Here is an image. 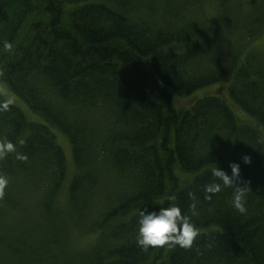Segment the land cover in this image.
Masks as SVG:
<instances>
[{
	"label": "trees",
	"instance_id": "trees-1",
	"mask_svg": "<svg viewBox=\"0 0 264 264\" xmlns=\"http://www.w3.org/2000/svg\"><path fill=\"white\" fill-rule=\"evenodd\" d=\"M216 1L210 18L204 0H0V83L44 120L0 111V141L28 157L0 160V264H264V50L239 41L259 35L264 0L239 16ZM215 83L224 90L173 106L170 89ZM50 127L71 146L66 185ZM231 162L250 189L243 214L234 187L205 199L212 169L231 175ZM169 204L199 230L193 247L141 251L139 210ZM73 231L92 241L75 249Z\"/></svg>",
	"mask_w": 264,
	"mask_h": 264
},
{
	"label": "clouds",
	"instance_id": "clouds-1",
	"mask_svg": "<svg viewBox=\"0 0 264 264\" xmlns=\"http://www.w3.org/2000/svg\"><path fill=\"white\" fill-rule=\"evenodd\" d=\"M5 49L11 50L12 45L4 43ZM2 75V73H0ZM14 103L12 98L0 101V111H8ZM16 153V158L26 161V154L16 151V146L6 138L0 141V160H3L10 153ZM245 164L251 163L250 157L244 155L241 157ZM231 175L224 170L215 167L212 169V175L217 181L204 186L207 194L205 199L211 200L213 195L222 191L223 188L234 187L232 206L240 213H245L246 196L250 189L245 182L241 186L240 165L236 162L229 164ZM9 184L7 175L0 174V198L5 194V189ZM174 195L169 196V201H174ZM196 203H192V215H196ZM199 230L192 223L191 216L184 213L178 204H169L165 207L149 210L147 207L139 210L136 228V244L141 251L147 252L149 248L167 246L168 248L180 247L185 250L193 247L194 241L199 236Z\"/></svg>",
	"mask_w": 264,
	"mask_h": 264
},
{
	"label": "rangeland",
	"instance_id": "rangeland-1",
	"mask_svg": "<svg viewBox=\"0 0 264 264\" xmlns=\"http://www.w3.org/2000/svg\"><path fill=\"white\" fill-rule=\"evenodd\" d=\"M235 5L236 8H234L232 10V13L236 14L239 16L240 13H244L245 10L253 8L254 6L257 5V3H259L260 1L263 0H231ZM183 2V0H182ZM263 5H264V1H263ZM202 8H203V12H200V15L202 14V16H206V17H210V18H214V16L216 14H218L220 12V7L217 3L216 0H204L203 4H202ZM248 10V11H250ZM231 11V9H230ZM247 11V12H248ZM258 11H260V13H264V9L259 8ZM204 13V15H203ZM223 14V12H222ZM226 15V14H224ZM196 15H190L187 14L185 15V17H190L193 18ZM237 35H235V38L238 39L239 37H236ZM254 40L251 41L250 43L245 42L242 39H239V41L241 42V47H243L242 49L244 51H247V48H253V49H257V50H264V24L261 26L260 28V33L257 36H254ZM225 84L222 83H215L203 88H200L196 91H194L193 93L189 94V95H185V96H178L175 94V92L170 89V92L172 94V104L175 108L177 109H188L190 108L196 100L206 97L208 95H214L216 94L217 89L220 87V89L218 90V92H222L224 90V86ZM0 92L2 93L4 99H8V98H12L14 100V105H16L17 107H19L27 116L28 119L30 120H34V121H44L43 118L35 113L32 112L31 109L27 106V104L25 103V101L20 98L19 96L13 94L6 86L4 83H0ZM224 99L226 100V102L228 103V105L237 113V115L243 120V122H250L249 124H253L254 121L253 119L246 113H244L242 110H240V108L229 98L228 95H225ZM50 129L54 132L55 136H56V141L57 143L63 148V151L65 153L66 156V161H67V174H66V178L64 181V185H66L69 181V179H71L73 173H74V166L72 163V154H71V146L70 143L67 139V137L60 133L59 131L55 130L54 127H50ZM184 178V177H182ZM65 192V189L62 190V194ZM14 219V217L11 215L9 217V220L12 221ZM71 241H72V246L75 249H83L85 247L88 246V244L92 241V239L90 238L89 235L87 234H80L79 232H75L73 231L71 234Z\"/></svg>",
	"mask_w": 264,
	"mask_h": 264
}]
</instances>
